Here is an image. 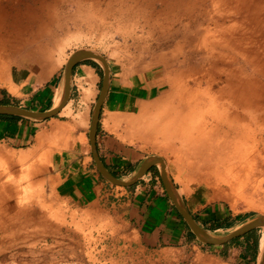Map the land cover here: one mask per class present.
I'll return each instance as SVG.
<instances>
[{
	"label": "rangeland",
	"instance_id": "obj_1",
	"mask_svg": "<svg viewBox=\"0 0 264 264\" xmlns=\"http://www.w3.org/2000/svg\"><path fill=\"white\" fill-rule=\"evenodd\" d=\"M78 47L102 53L116 95L133 88L124 76L142 77L145 91L134 90L125 113L107 102L100 132L144 158L160 156L196 221L220 232L264 214V0H0L1 78L10 79L11 64L38 79L48 70L63 76ZM98 67L94 77L76 78L74 111L22 117L34 135L23 147L0 140V264H199L222 250L250 248L247 236L223 247L197 240L158 173L184 234L172 244L143 247L134 239L126 210L147 180L136 188L104 179L89 203L55 193L51 158L79 131L94 162L88 131L103 77ZM7 86L18 93L13 102L47 103L29 99L38 90L25 92L30 85ZM62 87L63 80L55 97ZM256 232L259 254L264 235Z\"/></svg>",
	"mask_w": 264,
	"mask_h": 264
},
{
	"label": "crops",
	"instance_id": "obj_2",
	"mask_svg": "<svg viewBox=\"0 0 264 264\" xmlns=\"http://www.w3.org/2000/svg\"><path fill=\"white\" fill-rule=\"evenodd\" d=\"M87 59L92 58L81 59L73 66L70 97L58 113L64 109H68L69 111L75 110L74 101H78V98L76 99L75 97L77 89V86L75 85L77 84L76 78L82 77L87 79V76L90 73L94 77L92 71H94L95 68H99L98 66L92 65ZM11 65H13V70L10 72V79L9 77L1 78L0 76V82H2L0 88V103L11 101L13 97H17L18 93L10 90L7 86L8 83H11L16 88H22V86L26 85L25 89L30 85V88L25 90V92L30 94L35 91L34 89H38L31 97H29V99H34V101H44V99H46L47 103H43L44 106L42 109L56 104L54 100L55 93L63 80V76L59 72L53 70L44 71L45 74L38 79L33 77L31 71H26L24 69L25 66ZM109 74V86L105 99L101 105L100 117L98 118L99 121L95 134L96 149L104 165L113 174L126 177L137 170L140 161L144 157L140 156V152L136 148H132L120 140H113L109 135L101 134L99 126L102 115L105 111V106L109 100H112L114 108L122 107L125 113L126 108L134 105L133 102L137 99L134 90H137L138 87L141 89L144 86L143 83H139V80L142 77L138 78V80L124 76L125 84L132 83L130 85H132L133 88H131L130 92H128L129 89H124L125 92L119 91L118 95H116L117 93L111 92L112 74L110 70ZM154 86L155 83L151 82L148 90L152 92ZM141 91L145 90L141 89ZM20 92L26 94L24 89ZM112 94L117 97L113 98ZM156 94H159L158 90ZM156 94L152 93L153 96H156ZM123 95H126L127 97L124 98ZM138 98H140V96H138ZM31 125L30 121L22 118H19L18 120H6L0 118V140H6L8 142L12 141L17 146L23 147L24 144L30 142L34 137L31 133ZM82 132L83 131H79V134L74 138L73 142H68L64 148L52 156V165L51 171L48 174V180L52 183L54 191L58 196L72 198L77 202L89 203L98 199L101 191L105 188V184L103 182L104 178L96 171L95 163L90 160L89 155H87V148L84 140H82ZM126 168L127 171H125ZM120 169L124 170L120 171ZM128 170H131V172H128ZM157 175L156 172L150 171L141 178L147 180V182L139 192H134L132 201L130 202V205L128 204V209L126 210L130 225L138 233L136 234L138 236L134 239L137 241L138 237L139 244L143 247L156 246L160 243L172 244L175 243L176 238H184V234L179 232L176 227L178 224L177 212L169 206L168 199L165 192H162V186ZM141 179L138 180V183L143 181ZM104 181H106V179ZM137 184H135V186ZM159 185L161 189L158 187ZM188 209L194 218H196L189 207ZM197 222L201 224L200 221ZM245 244L246 242L244 245ZM249 249L250 248H247V246H244L243 252L237 255H234V251L231 248L228 251L222 250V253L211 256L208 262L205 261L202 263L201 261L199 264H231L230 262H235V264H256L258 252H256V256H254L249 253ZM226 259L229 261H225Z\"/></svg>",
	"mask_w": 264,
	"mask_h": 264
},
{
	"label": "water",
	"instance_id": "obj_3",
	"mask_svg": "<svg viewBox=\"0 0 264 264\" xmlns=\"http://www.w3.org/2000/svg\"><path fill=\"white\" fill-rule=\"evenodd\" d=\"M92 58L98 61L99 65L103 70L102 83L100 87L99 94L94 103L91 118L89 122V139H90V149L92 157L94 159L95 165L100 173V175L115 185L122 186H133L138 183V180L143 178L148 172L154 171L159 174L164 189L174 204L175 208L181 214L185 222L187 223L190 232L202 243L208 244L210 246H224L232 243L234 239H239L244 234L251 231H261L264 229V214H256L248 219H246L241 224L224 231H216L217 229H210L200 225L194 216L190 213L184 200L178 193L172 180L169 178L165 170V165L162 158L158 155H151L145 157L141 162L135 173L131 177H121L113 174L102 162L100 156L96 149V126L100 114L101 105L105 99L109 81V66L100 51L91 47H78L74 49L68 56L64 71H63V87L62 94L59 101L45 109L30 108L24 105H20L13 101H7L0 103V114H10L22 116L25 118L33 120H43L51 116L56 115L60 109L67 103L69 99L70 89H71V76L73 66L81 59ZM154 156H158L155 159Z\"/></svg>",
	"mask_w": 264,
	"mask_h": 264
},
{
	"label": "trees",
	"instance_id": "obj_4",
	"mask_svg": "<svg viewBox=\"0 0 264 264\" xmlns=\"http://www.w3.org/2000/svg\"><path fill=\"white\" fill-rule=\"evenodd\" d=\"M87 60H89L90 63H92V65L98 66V63L95 60H92V59H87ZM0 118L6 119V120H18L19 118H22V116L10 115V114H0ZM213 228H217V227H213ZM244 235L247 236L246 239H248V240H249V237L254 238L252 240V242H250L249 253L251 255L256 256L259 234L256 231H251V232H248ZM235 241H236V239H234L232 242H235Z\"/></svg>",
	"mask_w": 264,
	"mask_h": 264
},
{
	"label": "bare ground",
	"instance_id": "obj_5",
	"mask_svg": "<svg viewBox=\"0 0 264 264\" xmlns=\"http://www.w3.org/2000/svg\"><path fill=\"white\" fill-rule=\"evenodd\" d=\"M61 91H60V96L59 95H56V102L57 103L61 97ZM158 156H154L155 159H160V158H157ZM198 180H200V178L198 177ZM261 233L264 235V229L261 230ZM257 264H264V239L263 241L261 242V240L259 241V254H258V260H257Z\"/></svg>",
	"mask_w": 264,
	"mask_h": 264
}]
</instances>
